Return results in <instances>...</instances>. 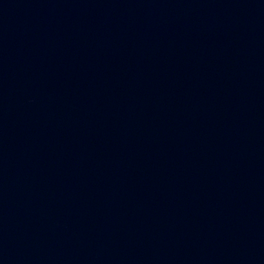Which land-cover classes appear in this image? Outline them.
<instances>
[{"label": "water", "instance_id": "1", "mask_svg": "<svg viewBox=\"0 0 264 264\" xmlns=\"http://www.w3.org/2000/svg\"><path fill=\"white\" fill-rule=\"evenodd\" d=\"M0 264H264V0H0Z\"/></svg>", "mask_w": 264, "mask_h": 264}]
</instances>
